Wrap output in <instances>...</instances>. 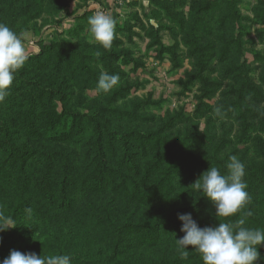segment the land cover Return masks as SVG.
<instances>
[{"label":"rangeland","instance_id":"rangeland-1","mask_svg":"<svg viewBox=\"0 0 264 264\" xmlns=\"http://www.w3.org/2000/svg\"><path fill=\"white\" fill-rule=\"evenodd\" d=\"M96 12L116 20L110 50L90 34L88 18ZM263 18L264 0H0V22L23 34L29 55L13 84L21 78L38 80L54 93L53 98L46 93V102L33 114L20 104L24 93L12 84L0 103V126L12 132L20 148L26 145L42 153H64L50 161L51 169L44 159L48 155L43 154L29 160L23 172L17 171L20 154L8 153L0 129V161L16 163L12 178L0 175V210L16 225L0 232V260L15 249L37 255L71 254V264H204L192 246L183 250L187 259L181 258L176 238L184 233L177 214L188 212L159 200V193L157 199L141 204L121 188L101 195L83 192V172L89 170L94 154L88 148L58 145L28 132L47 131L52 126L51 116L46 119L44 113L47 109L66 107L89 113L112 104V96L116 98L113 104L130 109L142 102L138 112L146 121L114 119L110 126L119 133L164 128L162 134H168L169 140L184 143L189 162L172 180L174 192L181 194L179 206L199 198L202 191L192 190V184L211 166L226 174L231 155L244 163L246 182L252 169H258L249 187L251 198L261 201L264 151L254 142H237L241 126L235 116L242 99L247 108L259 112H247L250 123L257 125L264 119ZM60 52L64 54L57 60ZM75 52L105 57L99 63L87 59L86 68L70 61ZM101 71L120 77L107 92L98 88ZM119 89L122 97L115 95ZM148 97L162 100L161 108H149L145 104ZM182 112L172 124L170 117ZM183 115L192 120L183 121ZM67 165L71 174L66 178ZM51 180L67 183L66 201L60 194L50 199L46 189ZM70 198H78L75 208ZM259 206L264 209L262 201ZM107 209L116 220L117 236L106 237L102 232L105 222H97ZM192 216L203 227V219ZM165 220L166 227L161 225ZM130 223L145 227L130 230ZM151 238L157 243L150 245ZM259 251L258 264H264V246Z\"/></svg>","mask_w":264,"mask_h":264},{"label":"trees","instance_id":"trees-1","mask_svg":"<svg viewBox=\"0 0 264 264\" xmlns=\"http://www.w3.org/2000/svg\"><path fill=\"white\" fill-rule=\"evenodd\" d=\"M261 23H264V21ZM126 29L130 30L129 26H126ZM63 54V52H60L57 60H60ZM102 57L105 56H99L97 54H85L84 56H81L79 53L75 52L71 55L70 61L76 60L77 63H81L84 67L88 68L86 63L87 59H94L95 62L99 63L102 61ZM83 58H86V61H84ZM57 64L58 62H55L56 67H58ZM13 85L15 87L14 89L24 93L23 101L20 104L25 105L27 110H31L33 114L38 106H40L41 102H46V100L43 99L46 93L49 94L51 98L54 97V93L50 91V89H46L38 80L21 78V81ZM122 91L123 90L120 89L117 90L115 95L120 93L122 97ZM126 97V95L123 96V98ZM115 99V96H112V104L105 107L102 106L89 113L74 112L66 107L60 108V110L59 108L47 109L44 113L47 114L46 119H49L51 116L50 121H52V126L47 128V131L40 130L39 132L32 129L28 133L31 135L44 136L58 145L69 144L68 146H75L79 149L88 148L89 152L94 154L93 162L90 163L89 170L83 172V174H85L81 182L83 192L88 191L93 195H101L107 192L117 193V189L121 188L126 192V196L140 202L141 204L150 203L157 199L160 194V198H158L159 200L167 203L173 202V205L177 206L178 209L180 208L184 210V212L201 217L204 222V224L201 223L203 227L217 226L220 222L234 223L237 219L241 218L243 212L250 211L252 214L245 217L246 224L244 226L249 227L252 224L253 227L258 226L259 228L264 229V209H259V203L261 201L264 203V197L261 201L251 198V201L245 206L242 212L230 217L217 218L215 216L214 204L209 198L204 196L203 192L198 194L199 198H195L193 204L179 206L181 200V196L179 195L181 194L178 195L174 192L175 189L172 180L173 177L180 172L181 166L184 163L189 162L184 153V143L181 142L178 144V142L176 143L177 140H169L168 134H162L164 128L147 132L128 130V132L119 133L117 129L110 126L112 120L116 119L132 123L139 119L145 121L146 119L138 112V110L143 107L142 102L135 103L134 109H130L127 105L117 106L113 104ZM145 104H147L149 108L152 106L161 108L162 100H153L151 97H148L145 100ZM233 110L236 112V109ZM232 111L228 116L232 115ZM248 111L256 112L257 114L259 113L256 110L247 108L244 102H242V99L241 101L238 100L237 114L235 117L240 123L241 133L237 138V142H254L255 145L257 144L259 148L264 151V119L259 121L257 125L250 123L247 116ZM182 114H184V112L179 113L178 115L174 113L170 117L172 124H174L175 118ZM148 119L149 117H147V120ZM182 119H184L183 121H190L191 118L184 116ZM0 129L3 131V138L5 141L3 145L6 147L8 153L11 155L17 153L20 154L18 159L20 162L17 171L19 170L23 172L29 160L36 157H42L43 154L48 155L47 158L44 159L47 168L51 169L52 165L50 161L52 159L55 161L58 159L56 157L57 155L64 154L60 151L54 153H42L41 151L31 149L26 145L20 148L13 141L12 132L9 131L8 128L0 126ZM185 140L186 139L182 141ZM157 150L158 152H156ZM188 153L191 154L192 152L188 151ZM142 159H144L145 162H142ZM165 162H168V164L163 167ZM15 164L16 163L13 164L12 161L9 163L6 161H0L1 177L4 179L12 178L13 173L16 172ZM262 168L264 169V166ZM257 171L258 169L253 168L252 174L247 180V191L249 193V186L252 184L253 173H256ZM68 174L71 173H68L67 165L64 177L67 178ZM57 180L54 182L51 180V184H49L46 191L50 195V199H58L61 195V197H63L62 199L66 201L67 183L62 181L60 184ZM255 182H257V180H255ZM255 186L256 183L253 184L252 190ZM191 189L194 190V188ZM58 191L59 193H57ZM70 199L71 208H75L78 198ZM208 218H211L212 220H205ZM100 221H104L106 224V226L103 225L105 232L102 230V232L106 234V237L118 235V231L115 230V228H117L116 220L112 218L109 209L104 211L103 216L100 217L97 222ZM173 224H178V221L173 222ZM161 225L166 227L168 221L165 220ZM129 227L130 230H136L137 228L140 230V228L144 229L145 226L140 227L138 224L130 223L127 225L128 229ZM154 228L155 227H153L152 230L153 232ZM152 239L153 238H151V242L148 243H150V245L156 244L157 242H152Z\"/></svg>","mask_w":264,"mask_h":264},{"label":"clouds","instance_id":"clouds-1","mask_svg":"<svg viewBox=\"0 0 264 264\" xmlns=\"http://www.w3.org/2000/svg\"><path fill=\"white\" fill-rule=\"evenodd\" d=\"M89 31L95 42L104 49H111L115 37L116 20L103 12H96L88 18ZM91 42V41H90ZM29 60L25 47V37L0 22V103L9 93L18 70ZM118 74L101 71L98 88L107 92L119 82ZM217 113L219 109L215 110ZM227 173L214 166L192 184L194 190L202 191L215 206V216L230 217L242 212L251 201L247 191L244 163L231 155L227 163ZM250 211L243 212L241 218L233 222H220L217 226H199L191 213H179L181 231L184 235L177 239L181 258L187 259V251L192 246L202 255L204 264H258L261 258L259 248L264 246V229L245 227V217ZM16 227L11 217L0 210V232ZM2 243V237H0ZM71 254L37 255L35 252L11 250L0 260V264H71Z\"/></svg>","mask_w":264,"mask_h":264}]
</instances>
